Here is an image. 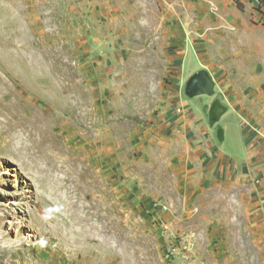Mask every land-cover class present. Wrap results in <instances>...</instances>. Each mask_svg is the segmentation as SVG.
<instances>
[{"label":"rangeland","instance_id":"1","mask_svg":"<svg viewBox=\"0 0 264 264\" xmlns=\"http://www.w3.org/2000/svg\"><path fill=\"white\" fill-rule=\"evenodd\" d=\"M0 264H264V0H0Z\"/></svg>","mask_w":264,"mask_h":264},{"label":"bare ground","instance_id":"2","mask_svg":"<svg viewBox=\"0 0 264 264\" xmlns=\"http://www.w3.org/2000/svg\"><path fill=\"white\" fill-rule=\"evenodd\" d=\"M259 55V54H258ZM43 138V137H42ZM42 140V139H41ZM22 144V143H21ZM23 147V149H25V147L24 146H22ZM28 148V147H27ZM32 149V148H31ZM29 152V151H28ZM31 154V153H30ZM34 154V153H33Z\"/></svg>","mask_w":264,"mask_h":264}]
</instances>
